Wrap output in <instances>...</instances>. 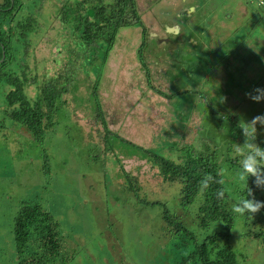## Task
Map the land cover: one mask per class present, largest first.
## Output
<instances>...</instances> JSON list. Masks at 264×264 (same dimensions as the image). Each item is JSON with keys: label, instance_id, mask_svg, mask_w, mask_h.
Returning <instances> with one entry per match:
<instances>
[{"label": "rangeland", "instance_id": "rangeland-1", "mask_svg": "<svg viewBox=\"0 0 264 264\" xmlns=\"http://www.w3.org/2000/svg\"><path fill=\"white\" fill-rule=\"evenodd\" d=\"M5 1L0 0V4ZM137 1L142 26L148 32L146 34L142 27L135 26L121 29L97 87L102 109L111 129L139 145L167 146L162 150L181 161L179 155L185 153L182 147L191 143L194 137L203 140L202 128L211 130L202 126L205 122L203 103H199L197 108H187L189 104L184 103L183 99L196 89L209 94V100L218 98L220 93L223 96L221 103L229 100V106L243 103L242 99L237 100L238 97L234 96L233 88L239 87L238 83L245 79L241 71H252L255 50L264 41V20H259L261 27L254 26V14L248 18L243 12L259 10L264 13V6L251 9L245 0H229L222 5L220 0ZM28 3L20 12L23 16L30 12ZM57 9L58 0H42L37 7L43 15L40 24L31 15L28 17L33 25L28 30L33 31L39 26L41 33L46 35L40 43L34 41L39 35L33 38L36 44L33 59L26 63L29 68L32 66L35 69V62L38 70L34 73L41 77L36 87L29 85L30 95L36 96L39 86L45 82L46 74H57L68 69L60 67L67 61V53H61L58 47L59 42H63L61 29L58 22L50 26ZM202 13H206L210 24L199 18ZM219 14L222 21H219ZM176 24V29L171 28L167 32V25ZM10 29L9 38L15 42L21 34H17L14 28L12 31ZM207 31L216 37L204 45L203 40L209 37H200V34ZM249 31L251 33L247 37ZM145 34L149 41L145 50L146 64L139 56V46ZM243 38L246 41L241 42ZM21 40L24 42V39ZM229 47L232 49L229 50ZM222 59L229 62V67L219 62ZM179 60L184 61L183 65ZM230 63H241V66L232 67ZM19 64L21 61L18 57L9 58L8 65L13 71L19 69ZM214 64L218 67L215 70ZM246 65H252V68ZM261 69L264 70L263 67ZM81 76H85L83 71ZM88 80L94 82L95 77L89 75ZM254 83L245 80L247 88ZM12 89L13 86L9 89V85L0 83V264H18L14 225L21 201L26 200V183L28 189L39 190L38 201L47 210L52 208L59 228L62 227L63 253L59 258L66 260V264H160L156 255L161 249L166 253L165 246H170L173 236V230L169 232L166 226H160L163 220L162 205L145 202L143 192L137 190L135 185L133 189L130 187V179L121 177L117 157L109 154L104 147L99 151V145L93 148L83 144L80 139L84 137L83 131H68L70 122L66 119L65 107L57 110L52 126L46 127L44 139L34 140L22 125L18 126V121L5 115L3 100L6 92ZM186 90L189 92L184 93ZM239 95L244 100L247 98L244 91H239ZM197 99L205 104L208 101L201 95ZM214 103L218 110L219 105L215 100ZM261 106L258 105V108L263 111L264 107L261 109ZM206 107L212 111L207 104ZM229 111L234 112L235 109L230 108ZM80 118L88 132L92 127L99 126L90 113H81ZM211 127L217 128L215 125ZM169 130L174 132L169 133ZM221 132L216 133L221 139L233 132L236 141L233 148L239 146L240 142L244 143L242 132L234 122L233 125L224 126ZM208 139L212 142L213 134ZM115 141L120 144V139ZM225 142L220 141V144ZM201 148L204 149L205 145L202 144ZM233 152L236 156V151ZM108 160L113 163L109 164ZM149 163L151 161L145 162L147 167H144L143 173L150 170ZM139 167V161L133 158L125 168L135 176V170ZM235 169L238 171L240 166ZM143 173L137 181L147 187L145 190L149 191L151 197H159L178 222L194 231L200 239L213 233L216 223H212L210 228H202L196 214L198 200L200 203L202 198L197 197V203L193 201L185 205L180 189L176 192L171 188L169 192L166 182L156 177L153 178L156 181H145L148 178ZM172 227L175 228L173 224ZM258 230V225L252 223L245 226L244 219L240 217L237 226L236 219L233 231L237 232L230 237V243L238 253L239 264H264L261 239L252 237V232ZM171 255L174 258L173 253ZM164 259L170 264L168 255ZM58 263L61 261L55 255V261L49 264Z\"/></svg>", "mask_w": 264, "mask_h": 264}, {"label": "trees", "instance_id": "trees-1", "mask_svg": "<svg viewBox=\"0 0 264 264\" xmlns=\"http://www.w3.org/2000/svg\"><path fill=\"white\" fill-rule=\"evenodd\" d=\"M14 1V7L12 6V0L0 4V8H2L0 9V83L9 85V89L13 86L11 91L6 92L7 95L3 100V110L6 117L11 115L14 120L19 122L18 126L22 125V128L26 129L29 134L31 133L34 140L41 141L44 139L46 127L52 126L51 123L54 122L57 110L59 111L62 107H65L67 109L66 119L70 122L68 131H83L84 137H80L83 144L86 143L87 146L93 148L99 145V151L103 150L104 147L109 154L117 157V163L122 170L121 177L127 176L130 179V187L133 189L136 186L137 190H141L140 192H143L146 198L145 202L162 205L163 220L160 226H166L169 232L173 230V236L172 246L171 244L169 247L165 246L166 253L161 249L156 255L160 264H168L164 259L166 255H168L170 264H239L237 260L238 253L233 244L230 243V237L237 232L234 233L233 229L236 225V219L238 226V217L244 219L245 226L251 223L258 225L259 230L253 231L252 237L260 238L261 245L264 247V209L253 216L251 214L238 216L231 211L233 203L247 196V186L244 182L239 181L238 171L235 169L236 166H240L241 158L235 156L233 152L237 147L234 146L233 148L234 142H236L233 132L227 134L224 139L216 134L218 131L222 133L221 129L229 124L233 125V122L236 124V128H239L238 125L241 121H250L253 117L264 114V110L260 111L258 108L260 104L264 107V100L260 102L248 98L244 100L239 95L237 100L242 99L243 103L229 106L227 104L229 100L221 103L223 96L221 97L220 93L218 98L212 97L209 100V94L193 89L191 95L184 98L183 102L189 104V106H186L187 108H197L199 103H203L205 112L203 121L205 122L202 126H206L211 130L206 131L202 128L201 134L204 139L194 137L191 143H187L182 147V149H185V153L179 155L181 161L175 160L171 154L162 150L167 146L156 144L146 147L139 145L121 135L118 131L111 129L106 120V113L102 109L98 93L97 87L103 70L121 29L131 26L143 28L137 0H58V9L50 26L58 22L61 29L60 34L63 36V42H59L58 47L61 53H67V61L60 67H67L68 69H63L57 74H46L45 82L39 86L36 96L30 95L28 87L29 85L36 87L41 78L37 73H34L37 72L38 65L34 62L35 69H33L31 65V68H29L26 63L33 59V49L36 45L33 38L39 35L40 37L34 39V41L40 43V40L44 39L46 35L41 33L39 26H36L33 31L28 30V28L33 27L32 20L28 17L31 15L33 19L39 21L38 25L40 24L43 15L38 12L37 7L42 0ZM26 3H28L27 6H30V8L28 7L30 12L23 16L20 12ZM220 4H223V0H220ZM249 4L253 8L251 0ZM6 7L11 8L5 9ZM256 13L264 15L259 10ZM256 13L252 16L253 25L261 27ZM186 15L189 16L188 13ZM199 18L204 19V23L210 24L207 16L202 18L200 14ZM167 27L170 29L178 26L176 24L167 25ZM8 28H11V31L14 28L17 34H21L17 39L18 41L13 42L9 38ZM144 31L147 34L146 28ZM250 33L251 31L246 33L247 37ZM146 34L143 43L139 46V56L144 64H146L145 50L149 44ZM204 35L209 37L207 40H203L204 45L209 43L210 40L214 41L216 37L215 34L209 31L201 33L200 37H204ZM21 38L24 39V42ZM240 41L246 40L243 38ZM219 45L222 46V44ZM246 45L249 47V44ZM232 47H229V50ZM237 49L239 50V48ZM182 54L183 52L179 55ZM10 57H18L21 61L17 71H13L8 65ZM56 61L58 62V58ZM179 62L183 65L184 61L179 60ZM219 62H223L229 67L227 60L222 59ZM230 64L233 67L234 63ZM214 65L213 69L215 70L218 67L216 64ZM239 66H241V63H235L234 65V67ZM246 66L252 68V65ZM146 67L148 68V65ZM82 71L85 73L84 77L81 76ZM245 73H247V69L241 71V75L245 76ZM89 75L95 77L94 82L88 80ZM262 78L264 79V77ZM261 83H264V80ZM242 85L243 83H238L239 87ZM247 90L250 89L243 87L240 91L247 92ZM197 91L198 93H196ZM217 91L219 92V89ZM188 92L189 90L184 91V93ZM164 94L168 96L167 93ZM252 94H254L253 91ZM199 95L207 98L206 104L209 108H212V111L206 107L204 102H200L199 99L196 100ZM214 100L219 105L218 110ZM230 108H234L235 111L230 112ZM81 113H90L99 126L97 128L92 127L88 132L85 125L81 123ZM211 125H215L217 128L215 129ZM168 132L172 133L174 131L169 130ZM212 134L213 141L216 140L217 143L208 139ZM116 139H120V144L115 141ZM223 140L226 142L220 144V141ZM241 143L239 146H242ZM256 143L264 147V127L259 124L257 126ZM202 144L205 145L204 149L201 148ZM11 154L15 155V153ZM133 158L139 161L140 164V167L135 170L136 177L132 176L131 172L125 168L126 164ZM148 161H151L150 166H148L150 170L143 173L146 166L145 162ZM108 162L109 164L113 163L112 160H108ZM42 170L44 172L43 166ZM221 171H223L224 184L222 187L225 189V197L223 200H218L216 190L221 186L213 183L208 189L202 191L200 181L204 179L205 174L210 173L217 177V173ZM142 173L144 177L151 179H144L145 181H156L153 179L156 177L160 178L161 182H166V189L169 192L171 188L175 189L176 192L180 189L182 201L185 205L193 201L197 203V197L202 198V202L199 203L198 200L196 214L200 219L202 228H210L212 223H216L213 233L200 239L194 231L178 222L171 213L170 208L159 197H151L149 191L145 190L147 187L137 181L141 178ZM47 174L49 173L47 172ZM53 184L55 185V181ZM25 186L27 187L26 200L21 201L14 225L18 264H49L55 261V255H58V261H61L58 264H66V260L63 261L59 258L63 253L61 236L63 233L62 227L59 228L56 215L52 213L51 207L47 210L40 204L39 190L28 189L27 183ZM248 187L252 189L256 200L264 201V190L256 187L254 177H249ZM248 198L251 199L252 197ZM172 224L175 228L172 227ZM239 230L243 231L240 228ZM170 251H172L174 258Z\"/></svg>", "mask_w": 264, "mask_h": 264}, {"label": "clouds", "instance_id": "clouds-1", "mask_svg": "<svg viewBox=\"0 0 264 264\" xmlns=\"http://www.w3.org/2000/svg\"><path fill=\"white\" fill-rule=\"evenodd\" d=\"M12 1L14 2V0ZM261 6H264V0H258V2L253 0V7L259 8ZM253 92L256 94L253 95L252 92H248L245 95L255 102L264 100V89L255 88ZM258 124L264 127V114L257 115L250 121H241L238 125L244 137V143L235 149L236 154L242 157L237 177L239 181L244 182L247 186V196L232 205L231 211L238 216H244L245 214L253 216L260 212L261 209H264V201L256 200L252 189L248 187L249 177H254L256 187L264 190V147L256 143ZM217 177L220 178L218 179ZM217 177L210 173L205 174L204 179L200 181V187L203 191L208 189L213 183L220 185L221 187L216 190V197L218 200H223L225 197V189L222 187L224 184L223 171L218 172ZM248 197L252 198L249 199Z\"/></svg>", "mask_w": 264, "mask_h": 264}, {"label": "crops", "instance_id": "crops-1", "mask_svg": "<svg viewBox=\"0 0 264 264\" xmlns=\"http://www.w3.org/2000/svg\"><path fill=\"white\" fill-rule=\"evenodd\" d=\"M227 1H229V0H223V3H225V2H227ZM231 1V0H230ZM249 2H250V0H245V3L246 4H248V5H250L249 4ZM247 5V6H248ZM249 8H251V6H248ZM252 9V8H251ZM257 11V10H256ZM256 11L255 12H251V13H247V12H243V15H247L248 16V18H250L253 14H255L256 13ZM257 15H258V17H259V20H264V15H260V14H258V13H256ZM207 15H206V13L205 14H201V17L202 18H205ZM219 21H222L221 20V18H220V14H219ZM204 22V21H203ZM262 30L264 31V29L262 28ZM215 32V31H214ZM264 36V35H263ZM248 49H251V47L249 46L248 47ZM255 50V49H254ZM251 52H252V50H251ZM253 68H252V71L250 70V71H248L247 70V73H245V79L243 80V85L241 86V87H237L236 89L234 88V90H235V97L237 98L238 96H239V91L243 88V87H246L245 86V80L247 81V82H255L254 84H253V86L251 87V88H249L250 90H247V92H245V93H248V92H252L253 91V89H255V88H262V89H264V83H261L260 84V82L261 81H263L264 79L262 78V77H264L263 75H264V70H262L261 69V67H263L264 68V41H262V43H261V46L257 49V50H255V53H254V56H253ZM251 69V68H250ZM249 81H248V80ZM256 93L254 92V94L253 95H255ZM248 98V97H247ZM248 99H250V98H248ZM258 126V125H257Z\"/></svg>", "mask_w": 264, "mask_h": 264}, {"label": "flooded vegetation", "instance_id": "flooded-vegetation-1", "mask_svg": "<svg viewBox=\"0 0 264 264\" xmlns=\"http://www.w3.org/2000/svg\"><path fill=\"white\" fill-rule=\"evenodd\" d=\"M12 3H13L12 6L14 7V3H15V1H14V2L12 1ZM12 6H11V7H12ZM11 7H6L5 9H10ZM0 9H2V8H0ZM172 29H176V27H172ZM168 30H171V28L168 29ZM165 40H168V38L165 39ZM5 115H6V114H5ZM8 116H9V115H8ZM10 117H11V115H10ZM11 118H12V117H11ZM12 119H13V118H12ZM13 120H14V119H13Z\"/></svg>", "mask_w": 264, "mask_h": 264}]
</instances>
